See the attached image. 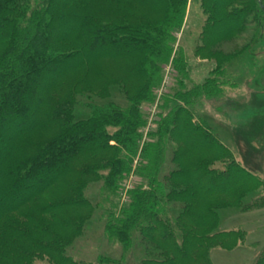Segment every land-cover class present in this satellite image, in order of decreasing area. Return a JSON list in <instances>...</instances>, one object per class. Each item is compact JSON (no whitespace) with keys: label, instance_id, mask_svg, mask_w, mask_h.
<instances>
[{"label":"trees","instance_id":"obj_1","mask_svg":"<svg viewBox=\"0 0 264 264\" xmlns=\"http://www.w3.org/2000/svg\"><path fill=\"white\" fill-rule=\"evenodd\" d=\"M195 1L192 55L215 65L200 81L176 47L190 0H0V264H94L69 249L97 214L121 253L97 264H212L242 243L218 212L263 208L244 198L264 181L194 108L263 37L264 0ZM162 65L177 82L158 102Z\"/></svg>","mask_w":264,"mask_h":264},{"label":"rangeland","instance_id":"obj_2","mask_svg":"<svg viewBox=\"0 0 264 264\" xmlns=\"http://www.w3.org/2000/svg\"><path fill=\"white\" fill-rule=\"evenodd\" d=\"M187 8L183 29L176 35V47L182 48L184 58L192 64L189 72L191 78L200 81L215 65L210 64V61L200 62L199 57L192 55L202 16L197 1L190 0ZM262 35L260 40L254 38L248 48L243 47L245 51L227 65L221 76L222 96L205 103L202 108L199 106L194 108V111L201 114L219 138L231 148L235 160L264 181V31ZM244 42H250L249 35L245 40L242 36L231 45L225 44L224 53H232L235 51L234 48L240 47ZM161 68L162 82L157 89H153L155 95L158 90L155 99L158 102L177 82V73L172 65H162ZM74 117L84 118L85 113L76 108ZM131 185L130 179L123 183L126 190L130 189ZM98 186V184L92 185V200L96 199ZM261 195H264V190L258 188L249 193L244 198V202ZM121 196L120 205L126 200L125 190ZM218 213L222 229H232L237 226L244 230V238L242 243L232 250H213L210 254L212 264H254L264 247V206L249 212L226 207L221 208ZM69 252L85 260H91L94 264H97L96 258L99 255H107L111 259L121 257L120 247L109 243L103 237V220L98 214L86 223L83 236L76 241ZM136 256L134 250L130 251L121 264H135ZM35 264L48 263L42 261Z\"/></svg>","mask_w":264,"mask_h":264}]
</instances>
